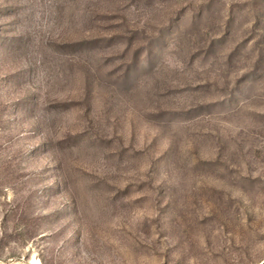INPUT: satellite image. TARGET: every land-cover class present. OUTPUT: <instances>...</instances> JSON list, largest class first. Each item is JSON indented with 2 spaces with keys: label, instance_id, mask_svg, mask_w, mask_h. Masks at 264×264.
Instances as JSON below:
<instances>
[{
  "label": "rangeland",
  "instance_id": "rangeland-1",
  "mask_svg": "<svg viewBox=\"0 0 264 264\" xmlns=\"http://www.w3.org/2000/svg\"><path fill=\"white\" fill-rule=\"evenodd\" d=\"M264 264V0H0V264Z\"/></svg>",
  "mask_w": 264,
  "mask_h": 264
},
{
  "label": "bare ground",
  "instance_id": "bare-ground-1",
  "mask_svg": "<svg viewBox=\"0 0 264 264\" xmlns=\"http://www.w3.org/2000/svg\"><path fill=\"white\" fill-rule=\"evenodd\" d=\"M37 260L40 261V259H36V258H34L33 261H32L31 263H33V264H40V262H38Z\"/></svg>",
  "mask_w": 264,
  "mask_h": 264
}]
</instances>
